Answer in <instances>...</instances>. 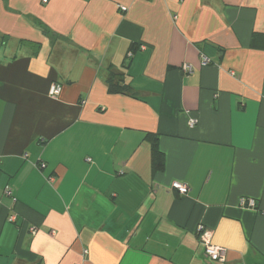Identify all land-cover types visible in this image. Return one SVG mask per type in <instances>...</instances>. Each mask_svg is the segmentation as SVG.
<instances>
[{
  "label": "crops",
  "instance_id": "obj_1",
  "mask_svg": "<svg viewBox=\"0 0 264 264\" xmlns=\"http://www.w3.org/2000/svg\"><path fill=\"white\" fill-rule=\"evenodd\" d=\"M253 35L264 0H0V264H264ZM108 68L127 95L107 91Z\"/></svg>",
  "mask_w": 264,
  "mask_h": 264
},
{
  "label": "built area",
  "instance_id": "obj_2",
  "mask_svg": "<svg viewBox=\"0 0 264 264\" xmlns=\"http://www.w3.org/2000/svg\"><path fill=\"white\" fill-rule=\"evenodd\" d=\"M43 2L45 3L46 0H43ZM120 10L124 12L126 10V8L121 7ZM209 63H210V59H208L205 56H201V58H200V65L201 66H203V67L207 66ZM182 70H183V72H185L187 74H190L193 72V68L190 65H183ZM60 92H61L60 86L57 84H53L50 86V88L48 90V96L51 98H57L60 95ZM195 124H196L195 120L189 119L188 126L190 128L194 127ZM170 190L175 191L180 196H184L188 192L187 186L185 184H183L181 182H177V181L171 183ZM5 194L10 195V191L8 189H6ZM239 205L242 208H246V209H254L255 208V203L252 199H242V200H240ZM30 232L32 234H35L36 229L31 228ZM196 232H197L199 241L203 246L205 256L207 258H209L211 261H214L217 263H224L226 260V253L227 252L224 248L214 246L211 244L212 231L206 229L203 225H199L197 227Z\"/></svg>",
  "mask_w": 264,
  "mask_h": 264
},
{
  "label": "trees",
  "instance_id": "obj_3",
  "mask_svg": "<svg viewBox=\"0 0 264 264\" xmlns=\"http://www.w3.org/2000/svg\"><path fill=\"white\" fill-rule=\"evenodd\" d=\"M257 37H262L263 35H253L251 39V47H255V40ZM25 45H34L28 42H23ZM137 50V47L132 44L129 47V55ZM109 71V72H108ZM105 84L107 87V91L110 94H118V95H127L129 90V85H126L122 79H119L117 75L111 72L110 68L107 69ZM144 142L148 144L150 148V164L151 170L153 173L161 172L164 167V156L159 150L158 138L155 135L147 134L144 138Z\"/></svg>",
  "mask_w": 264,
  "mask_h": 264
}]
</instances>
